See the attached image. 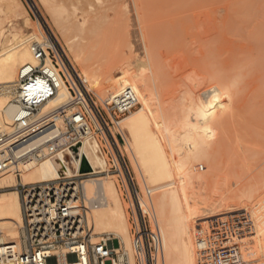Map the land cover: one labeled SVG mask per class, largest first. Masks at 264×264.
Instances as JSON below:
<instances>
[{"label":"rangeland","instance_id":"rangeland-1","mask_svg":"<svg viewBox=\"0 0 264 264\" xmlns=\"http://www.w3.org/2000/svg\"><path fill=\"white\" fill-rule=\"evenodd\" d=\"M17 1L26 11L23 21L4 16L0 3L1 31L3 38L7 37L1 42L10 43L12 33L27 38L35 25H41L52 32L83 77L84 70L70 54L63 32L40 0ZM50 1L64 7L62 19L78 22L69 25L68 36L83 50L84 60L92 67L114 57L116 51L117 56L121 52L119 58L126 59L114 74L117 91L110 96L133 89L137 104L126 115L144 111L146 118L140 125L146 126L157 142L166 159L169 178L154 185L147 170L135 166L130 159L129 147L120 146V150L139 192L143 195L144 188L150 189L157 223L155 207L161 200L165 217L173 205L183 213L177 264H206L207 260H202L209 252L200 254L205 242L211 241L209 227L231 236L229 244L234 243L237 249L233 264H264V0ZM147 49L159 63L156 58L154 61L155 56L147 57ZM83 82L98 104L111 98ZM121 83L125 85L120 90ZM121 121L132 148L126 120ZM198 126L212 131L209 136L203 133L206 146L187 150L183 136L195 139ZM170 139L177 141L176 153L170 149ZM136 158L140 162L141 156ZM94 178L110 180L119 193L131 226L129 248L121 243L116 250L119 257L126 254L128 264H134L130 254L133 224L126 190L116 175ZM85 184L91 196L94 186L90 193V184ZM9 191L15 192L5 189L0 193ZM105 202L104 199L97 209ZM94 234L95 242L107 236L113 238L106 232Z\"/></svg>","mask_w":264,"mask_h":264},{"label":"built area","instance_id":"built-area-1","mask_svg":"<svg viewBox=\"0 0 264 264\" xmlns=\"http://www.w3.org/2000/svg\"><path fill=\"white\" fill-rule=\"evenodd\" d=\"M47 39L30 42L33 62L17 72L14 98L17 110L11 125L0 128V176L16 175L14 189L19 197L22 227L20 244L0 245V264H118L111 241H94L88 219L105 199L97 191L88 196L83 182L95 177L81 173L82 157L76 150L89 134L99 136L109 154V171L126 189L133 231L131 247L136 264H165L161 234L155 219L151 191L139 192L120 146L124 138L122 118L137 104L135 93L123 89L100 104L87 90L63 48L50 30ZM54 60V64L52 60ZM63 80L72 90L71 97L57 100ZM44 138L38 147L30 145ZM68 148L78 161V174L41 183H24L23 166L33 157L46 159ZM202 261L233 264L236 245L231 236L218 229L208 230ZM227 236V239H224ZM215 254H212L214 253ZM211 263V264H212ZM123 264H127L124 258Z\"/></svg>","mask_w":264,"mask_h":264},{"label":"bare ground","instance_id":"bare-ground-1","mask_svg":"<svg viewBox=\"0 0 264 264\" xmlns=\"http://www.w3.org/2000/svg\"><path fill=\"white\" fill-rule=\"evenodd\" d=\"M40 2L43 5V7L46 9V11L51 15L52 21L55 23V25L58 26L63 32V36H65L66 46L70 54L74 57V60L77 61V63L81 66L80 68L81 69L83 68L84 75L83 77H81L83 81H85L87 85L91 87L90 89H93L94 91L98 93L104 94V96L105 95L110 96L111 94L115 93L117 89L114 83V74L118 69H120L123 65L126 64L124 61L126 60L125 57L119 58L121 52L119 51V56H117L118 51L114 52L116 56L113 53L114 57L110 59L105 57L106 61L104 63L101 61L102 62L101 65L92 67L91 64L87 63L84 60L83 50L81 48H78L75 45V43L72 41L71 37L68 36V31L70 29L69 25L77 24L78 22L71 20L67 17L65 19H62V15L63 13H65L64 7H59L60 5L59 6L55 5V3L58 4L57 1H55L54 3V2H51L50 0H40ZM0 3L2 5V13L4 16L12 17L15 21H20V20L23 21L25 19L26 11L18 3L17 0H0ZM9 17H6V18H9ZM10 19L9 20L7 19V21L10 22L11 21ZM60 19L64 21H61ZM10 24L12 23H9V26H11ZM1 25L2 23H0V128L6 129L11 125L13 116L17 110V107L15 103L13 102L17 72L23 65L33 62V58L30 52V48H29L30 42L41 41V39H47V38L43 32L42 26L37 24L35 25L36 28H34L32 31L27 33L29 34L27 38L20 37V35L18 36L16 34L14 35L12 33V35L10 36L12 40L10 41V43L9 42L7 43L6 42L7 37L5 38L6 35L4 36L6 41H4L5 39L3 38V32L1 31L3 25L2 26ZM2 39H4L3 42H1ZM101 43L103 42H100L99 44ZM101 45L102 46L100 45L99 46L104 48L103 46L104 43ZM106 49L107 48H105V50ZM110 49L113 50L112 46ZM146 51L148 52L147 57H151L153 59V56L155 55L152 56L151 53H149L150 52L149 49H147ZM101 52L98 54L102 55ZM105 56H106V53H105ZM111 56H112V53H111ZM109 57H110V54H109ZM155 58L156 56L154 57V61H155ZM51 60H52V63L54 64V60L53 59ZM152 63L153 65H155L154 62ZM159 65L160 64H158V66ZM154 68L156 69V65L154 66ZM160 78L162 79V76L159 77V80L161 82ZM121 84H122L121 86L120 84L118 85L119 89L120 87L125 85L124 83H121ZM128 89H131V88H128ZM131 90L133 91V89ZM71 95H72L71 88L67 85L65 80H63V89L60 92L57 100H66L68 97H71ZM105 100H101V101H105ZM143 118L144 119L146 118V115L143 110L140 113L138 111V113L134 112V113H131V115H128V116L125 115L123 117V119L126 120L125 128H127L129 132L128 136H130L131 138L130 139L131 141L129 142H132V145H131L132 148H130V146L128 145L129 144L128 137L125 134V130L121 127V124H120L122 135L125 140L122 148L124 149V148L129 147V151H130L129 156H130V159L135 164V166H141L144 170H147L148 179H150V181L154 185H157L162 180L166 179V177L169 178L170 172L168 169L166 159L159 152V147L157 145V142L153 139V135H151L148 129L145 130L146 126L140 125V122ZM199 120L200 119H198L197 121ZM197 123L198 122H196V124ZM198 124L200 125V123ZM195 129H196V134H194L196 135V137H194L195 139H193L189 135L183 136L182 143L184 145V148L186 147L187 150H190L192 148L200 150L201 148H203V146L205 145V142H204L205 140H203L205 139L204 138L205 136L203 137V133L206 136H209L212 132L211 129H207L204 126H198ZM98 139L96 140L94 134L91 133L89 134V136L85 138L84 142L81 145L76 147V150L79 152V154L82 157V162L88 167V169H86L85 171H80V174L83 173L85 174V176L86 175L95 176V175H99L102 172L109 171L108 169L109 168V163H108L109 154L107 150L105 149L104 143L101 141L100 138ZM43 140L44 138L36 140L30 145V147L40 146ZM176 142L173 139L169 140L170 149L174 153L177 152ZM136 155L141 156L140 162L137 161ZM77 168H78L77 159L75 158V156L73 155L70 149L65 148L61 150L59 153H57L56 155L51 156L46 159H38V158L33 157L28 162H26L25 165L23 166L21 177L24 183H41V182H46L49 180H55L57 178H60L63 172L67 176H75L78 174ZM140 174H141L142 180L144 181L145 176L143 175L142 172H140ZM16 181H17L16 175L12 172H9V173H6L5 175L0 176V190L11 189L16 184ZM85 183L90 184L89 185V187H91L89 188L90 193H91V189H93L92 187L94 186L92 193L97 191L101 193L106 200L105 205H103L101 209H97V210L94 209L91 211V213L93 212L94 213L93 214L90 213L88 223L91 229L93 230V234H94V231L100 232V233L106 232V234L107 233L111 234L113 236L112 238L113 240L111 239L110 236H107L106 240L112 242L113 248L116 251V253L118 251L116 250V247H118L121 243H123L126 246V249H128L129 248V243H128L129 242V227L131 225L127 221L125 210L121 203L120 196H119V193L116 187L108 179H103V178L93 179L92 177V178L86 179L83 182L86 193H87V189H86ZM125 195L127 196V194ZM172 196H173V193H172ZM163 204L164 202L161 200V202L156 204L155 208L157 211L156 214L158 215L157 219L159 218L157 225L159 224L158 228H159L161 238H162L164 263L165 264H177L179 262L178 255H180L179 248L182 245L181 238H180V234L183 231L182 222H185V220L184 221L181 220L183 218L181 214L183 215V213L178 207H175L174 205L172 206L169 215L165 217L164 215L165 211L162 208ZM128 208H129V205H128ZM194 213L192 216H194ZM196 213L201 214L202 212L200 211ZM21 227H22V213H21L19 197L16 191L0 193V245H3L8 242L20 244ZM200 229L201 228L197 230L200 231ZM192 230L194 229H191V231ZM130 254H131L133 263L136 264L134 257H133L131 239H130ZM117 255L119 254L117 253ZM124 258L127 259L126 254H121L120 257L118 256L117 263L123 264ZM59 264H69V262L65 261L64 259H60ZM127 264H128V261H127Z\"/></svg>","mask_w":264,"mask_h":264},{"label":"water","instance_id":"water-1","mask_svg":"<svg viewBox=\"0 0 264 264\" xmlns=\"http://www.w3.org/2000/svg\"><path fill=\"white\" fill-rule=\"evenodd\" d=\"M86 169H88V167L84 163H82V165H81V171H85Z\"/></svg>","mask_w":264,"mask_h":264}]
</instances>
